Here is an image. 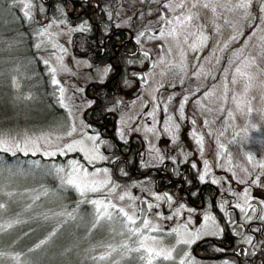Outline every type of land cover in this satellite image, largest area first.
Listing matches in <instances>:
<instances>
[{
  "label": "rangeland",
  "instance_id": "1",
  "mask_svg": "<svg viewBox=\"0 0 264 264\" xmlns=\"http://www.w3.org/2000/svg\"><path fill=\"white\" fill-rule=\"evenodd\" d=\"M144 1L118 0V15L122 25L117 26L121 28H127L126 24L132 19L136 26L142 25L143 19L147 18L146 13L144 17L137 13L143 6L148 11L149 18L157 17L156 20L149 19L145 23L146 31H141L144 32L143 36H136L141 37L138 43L142 57L133 64L134 67L146 69L144 75L136 74L138 80L140 79L139 89L129 100L117 101L111 107L109 115L115 123L117 122V133L119 135L123 133V140L132 138L141 140L143 146L139 153L141 168L158 166L166 157L169 158L170 164L176 167L185 164L186 161L192 167L195 164L194 171L198 172L199 181V176L207 170L208 175L203 182L207 181L218 186L220 190L218 203L224 213L236 210V214L226 216V220L232 224L237 221L238 227H235L234 232L240 236V245L249 247L248 239L252 235H249L248 231L243 232L239 226L248 225L254 217V211H250L249 207L252 202V199L250 200L252 192L254 190L264 192V167H261L264 165V55H262L264 40H257V35L254 38L253 32L250 31L255 24L253 20L258 12L257 9L260 8V0H253L249 8L252 15L248 19L240 20L236 27L233 26L236 23V13L220 7H216L214 12L209 7L208 10L212 12L209 15L203 7L204 0H201V4H196L195 8L192 6L194 0H185V7L177 8L175 11H170L164 6L168 0ZM234 1L236 0H232L233 4ZM176 2L178 3L179 0ZM11 3L17 4L20 10L32 40L31 49L37 52L38 58L46 65L50 84L56 88V100H59L58 104L64 109V114H55L49 107L45 108L42 105L40 100H48L47 96L42 97L36 91L37 81L35 79L31 81L25 76L26 69L19 70L26 63L19 60L20 65H17L12 52L8 51L10 62L7 51L0 48V63H9L1 70V72L5 71L0 82L2 101L0 102V133L5 134L12 145L19 143L21 148H24L26 141L29 142L25 150L13 148L9 152L39 155L47 159L78 153L82 160L90 165L103 161L104 159H96L89 162L85 153L77 150L67 151L63 155L59 152L64 145L82 139L84 144L91 148L93 142L87 137L98 136L95 146L98 147L101 156H106L99 130L90 129L84 121L83 114L91 104L89 99L85 98L89 95L87 92L85 94L88 82H101L108 73V67L77 58L70 48L71 36L78 31L83 22L69 21L66 12L62 9H55L53 13H48L45 20L40 21L33 3L32 18L29 19L24 15L27 11L24 5L28 0H14ZM68 11L70 13V9ZM189 11L197 14L191 23L187 25H177L175 21L173 24L167 23L169 19L187 15ZM5 14L7 12L4 10L2 15ZM261 14L262 25L264 13L260 11L258 15ZM161 16L164 17L163 20ZM209 16L214 18L210 19ZM173 27L177 30L175 38L170 36L160 38L161 30L167 32ZM45 28H47L46 34L39 36L38 33ZM243 29L249 31L243 34ZM201 32L208 37V40L203 47L193 51L190 45L197 40ZM253 58L255 64H250ZM21 59L26 58L21 57ZM28 59L29 57L26 60ZM33 61V58L30 59L28 65L34 73L37 72V67L34 66ZM45 61L48 63L46 64ZM238 67L242 72L251 74L254 79L249 82L245 77L237 75ZM50 68L56 69L55 74L49 71ZM16 72H20L21 75ZM194 73H200L199 78ZM53 75L60 82L59 85L52 83ZM233 79L235 83L232 82ZM173 87H176V90L174 89L173 94H169ZM60 88L64 89L63 99L67 107L62 106L60 102ZM49 94L53 96L54 93L49 91ZM176 95L178 97L174 99ZM21 100L23 103H20V108L18 107L16 112L13 102ZM249 108L252 109L251 112ZM72 124L75 125L76 131L69 137L66 131ZM194 132L204 138L203 151L196 142ZM50 152H56V155H48ZM249 156L252 157L251 160ZM68 162L60 161L56 165L50 161L39 164L36 162L29 168L18 170H7L0 164V193L14 195L20 202L23 214H28L37 221L39 218L33 216L36 210L39 213L44 211L51 214L47 216L48 221L66 217L64 219L66 222L61 227H64L62 237L67 248L58 252L61 256H68L70 253L71 256L79 257V262L83 264H112L113 260L120 261V264H144L135 259L138 253H131L128 257L113 253L112 258L106 261L93 259L104 253L105 248L101 245L118 246L125 240L132 244L136 237L128 239L126 235L120 234L124 232L120 218L93 227L94 207L87 212L73 213L70 219H67L69 214H60L63 196L58 188L59 183L63 185L61 176L70 170L71 161ZM56 167L65 168V173L57 174L54 170ZM95 170L97 169L88 172L92 173ZM99 170L101 171L97 176L90 178L110 179L109 174L105 176L103 169ZM48 174L54 177L51 179L57 181L56 187L47 183ZM213 180L217 182L213 183ZM115 185H117L115 191H110L113 187L112 183L102 192H90L87 195L102 194L100 198L95 199H108L118 207H124L129 213L135 211L138 224L143 219L150 220L153 226L160 229L157 232L147 233L158 238L157 246L175 247L174 259L164 261L166 264H180L181 259H185V264H232L223 259L199 260L192 255V247L197 241L220 236L221 231L213 234V230L203 229L205 215H212L208 208L193 211L181 207L182 205L173 207L167 195L153 192L142 182L133 183L126 189L119 188L118 184ZM67 188L80 195L74 188L70 186ZM245 190L250 197L247 204L241 199ZM124 193L129 195L124 200H120L119 197ZM156 197L161 199L157 200ZM37 199L40 201L39 207L35 206ZM237 204L244 205L246 211L237 208ZM149 205L152 207L149 208ZM2 211L0 209V212ZM216 224L221 230L220 225L217 222ZM173 229L177 232H173ZM191 237L196 238L190 245L177 243L180 239ZM252 248L254 246H250L249 250Z\"/></svg>",
  "mask_w": 264,
  "mask_h": 264
},
{
  "label": "trees",
  "instance_id": "2",
  "mask_svg": "<svg viewBox=\"0 0 264 264\" xmlns=\"http://www.w3.org/2000/svg\"><path fill=\"white\" fill-rule=\"evenodd\" d=\"M13 1L14 0H0V48L7 51V57L10 62L11 59L8 51L12 52V57L17 65H20L19 60L26 63V65L22 66L19 70L26 69L27 73L25 76L28 77V79H31V81L32 79L37 81V83H35L37 84L36 91L42 97L47 96L48 100H40L42 105L45 108L49 107L51 112L53 111L55 114L63 115L64 109L59 106V100H56V88L50 84L46 65L38 58L37 52L34 49H31L32 40L28 34L29 30L24 24L25 22H23L17 4L11 3ZM146 1L148 0H145L144 2ZM31 2L37 8V17L40 21L45 20L48 13H53L55 9H62L67 14V11L72 7L71 2L73 3L76 12L85 9L86 13L91 14V21L94 23H90L89 19L83 14L76 19H71L66 15L67 19L71 22L74 21L79 23L87 21V25L83 31H75L71 36L70 48L74 55L79 58H84L91 64L95 65H109L110 59L113 64L119 65L120 72L118 77L112 82V84L107 86L108 88L102 89L98 92L100 104L94 110L88 112V118L90 120L100 122L105 112L110 110L117 101L125 102L124 100H128V98L133 96V94L139 89L140 83V79L138 80L136 74L140 73L144 75L146 71L145 68H137L134 67L133 64L136 60L139 61L142 57L141 51L138 47L139 43L136 40V38L140 40V37L136 36L139 35L141 31H146L145 23H147L149 19L156 20L155 17L157 16L149 18L148 11H146L145 6H143V8L137 13V15L141 14L143 17L146 13L147 18L143 19V22L141 23L142 25L136 26L137 24L134 19L126 24L127 29L133 34H136L134 35L135 37H132L128 41L130 36L127 32L128 30H116V28L119 27L117 25L121 24L118 15V0H31ZM78 2H81L82 5L78 6ZM259 9H257L258 12H256L253 20L255 23L254 27L252 30L250 29V31L253 32V37L255 38L257 35V40L260 41L262 40L261 37H264V31H262V27L264 28V19L261 25L260 18L262 17V14L258 15V13H260ZM4 10L7 14L2 15ZM205 10L209 15L212 13L208 8H205ZM9 14H11V16ZM209 18L212 19L214 17L209 16ZM251 27L252 23L250 24V28ZM256 29L257 31H255ZM243 31L244 34L249 30L243 29ZM109 36H111V38ZM252 42L254 41L252 40ZM21 57H25L26 59L29 57V59L22 60ZM32 58L34 59V66L37 67V72L34 73L31 66L28 65ZM7 64L9 63H0V72ZM4 71L5 70L0 74V82L3 80ZM111 73H115V70L112 69V67H109L108 73L104 79L110 78L112 75ZM16 74L19 75L20 72H16ZM36 74L39 77H37ZM33 75H35V77H33ZM220 88H222L221 84ZM49 91L54 93L53 96L49 94ZM173 93L174 87L169 94ZM177 97L178 96L176 95L174 99H177ZM52 98L54 100H52ZM0 102L2 101L0 100ZM20 103H23L22 100L13 102V104H15L16 112H18L17 108H20ZM114 138L117 142L112 138L102 139L104 156L106 154L105 159L93 165L87 164L86 161L84 162L78 153H73L70 156H58L54 159H47L39 155H23L18 152L13 154L3 151H0V164L5 166L7 170H18L29 168L36 162L39 164L50 161L56 165V163H59L60 161L64 163L68 161H79L81 165L87 168V170L108 169L110 179L113 181V184H118L119 188L126 189L133 185V183L142 182L143 184L148 185L153 192L170 196L172 198L171 203L173 207L178 205L187 208L189 207L186 202H183L182 198L184 196L179 191H177L178 193L173 192L172 183L168 184V179L158 176V172L166 173L169 177L181 178L185 187L189 185V178L177 177V174H180L181 170L177 167H172L170 163H168L169 158L167 159L165 157V160L156 166V172L151 171L142 177L133 176L132 170H135L136 167L140 172L149 169V167L140 168L139 165L140 154L138 153V149L140 147V141L135 140L129 148L128 142H121L117 139L116 135H114ZM185 163L189 162L186 161ZM193 175L194 178L197 179L196 174ZM51 178L54 177L48 174L47 183L56 187L58 185L57 181ZM164 178L166 180H162ZM190 186H192V184ZM58 191L63 196V206L62 209H59L60 214L63 215H72L73 213L87 212L91 210L94 206L87 202L95 198H100L102 195L92 194L82 197L81 195L74 193L73 190L68 189L67 185H61L60 183ZM194 193H196V191ZM201 195L205 205H210L213 189L209 186H205ZM263 195L264 194L261 190H254V196L256 198L261 199L259 196L263 197ZM190 201L195 204L201 203L199 195H195ZM0 203L5 205L4 209H2L3 211L0 212V225L7 224L12 220L21 221L20 223L15 224L12 228L0 231V251L10 254L20 253L21 261L27 258L31 260L33 264H83L79 262V257L71 256L70 253L68 256H61L59 254L62 249L67 248L62 237L64 227H61L64 226L66 222L64 219H66V217L63 216L48 221L47 216L51 214L44 211L39 213L36 210L33 212V216L38 217L39 221L32 219L30 215L23 214L24 212L21 209L20 202L15 199L14 195L0 193ZM35 206H40V201L38 199L36 200ZM71 215H69L67 219H70ZM231 226L232 224L230 226L228 225V228L230 229ZM221 237L222 236L201 242L196 248L197 253L207 256H215L219 254L221 251L217 248L215 243L220 242ZM41 240H47V243L42 245L41 248L35 249V251H28L30 248H35V245ZM3 264H14V262L5 260ZM155 264L166 263L158 260Z\"/></svg>",
  "mask_w": 264,
  "mask_h": 264
},
{
  "label": "snow or ice",
  "instance_id": "3",
  "mask_svg": "<svg viewBox=\"0 0 264 264\" xmlns=\"http://www.w3.org/2000/svg\"><path fill=\"white\" fill-rule=\"evenodd\" d=\"M198 3H201V0H195V3H193L192 5L193 8H195L196 4ZM252 3H253V0H236L234 4L232 3V0H204L203 7L205 8L211 7L214 12L216 10V7H220L221 9H226L228 12L236 13L237 15L236 23L233 24V26L236 27V25L239 23L240 20L248 19L249 16L252 15L249 12V8L251 7ZM32 6L33 5H32L31 0H28V3L24 5L25 9H27L24 15L28 17L29 19L32 18V15H31ZM164 6L168 8L170 11H175L177 8L183 9L185 7V0H179L178 3L176 2V0H168V3L165 4ZM259 10L261 12H264V0H260ZM196 16H197L196 13H192L191 11H189L187 15L173 17L172 19H169L167 23L173 24V22L175 21L177 25H187L191 23L192 20ZM161 19L163 20L164 17L161 16ZM86 25H87V21L81 24L77 30L83 31ZM176 31L177 30L175 27H173L170 31H167V32H165L164 30H161L160 38H163L165 36H170V37L175 38ZM262 31H264V29H262ZM46 32H47V28L41 30L38 33V35L44 36ZM143 35H144V32L139 33V36H143ZM233 39H235V37H233ZM261 39L264 40V37H261ZM207 40H208V37L205 36L203 32H201L197 36V40L194 41L190 45V48L193 51H196L199 48L203 47ZM137 42H139V39H137ZM37 47H40V45H37ZM262 55H264V52H262ZM145 56H147V53H145ZM45 63L47 64L48 62L45 61ZM250 64H255V58L251 60ZM49 71L55 74L56 69L50 68ZM236 74L245 77L249 82L254 79V77L251 74L242 72L239 67L236 69ZM194 75H196L197 78H199L200 73H194ZM232 82L235 83L236 82L235 79H233ZM52 83L54 85H59L60 83L57 79H55L54 75H53ZM59 91L61 93L60 102L62 106L67 107L63 99L64 89L60 88ZM208 95H214V93H208ZM181 109H183V104H181ZM248 110L249 112L252 111L251 108H249ZM148 130L152 131V129H148ZM75 131H76L75 125L74 124L69 125V128L66 131V135L70 137ZM121 135H123V133H121ZM193 135L196 137V142L200 146L201 151H203V141H204L203 136L197 135L195 132L193 133ZM87 139L93 142V146L91 148H88V146L84 144V140L82 139V140L73 141L71 143L64 145L63 148L59 149L60 154L63 155L67 151L77 150V151L84 152L86 158L89 159V162L96 160V159H105V157L99 154L98 147L95 146V141L99 139V137L89 136L87 137ZM28 143H29L28 141L25 142L24 148H21V145L19 143L12 145L10 142V139L5 134L0 133V151L9 152V151H12L13 148H15L16 150L23 151L27 148ZM221 148H223V145H221ZM13 154L15 153L13 152ZM25 154H27V151H25ZM33 154H35V152H33ZM48 155H56V152H50L48 153ZM251 159L252 157L249 156V160ZM193 167L195 168L196 165L193 164ZM261 167H264V165H261ZM69 168L70 170L67 171L64 176H61L62 184L74 188L76 191L79 192V194L82 197L86 196L87 193H90V192H102L104 188H106L109 184L113 183L110 179L98 180V179L90 178V177L97 176L101 170L97 169L94 172L89 173L87 168L81 165L79 161H71L69 164ZM54 170L57 174L65 173V168L63 167H56ZM102 171L104 172L105 176H107L109 170L103 169ZM207 175H208V172L206 170L203 175L199 176L200 181L203 182L205 180V176ZM258 179L259 178H257V180ZM212 182L216 183L217 181L213 180ZM253 182L255 183L256 181H253ZM116 187L117 185L113 184V187L112 189H110V191H115ZM128 195H129L128 193H124L123 195L119 197V199L124 200L125 197ZM129 198L134 199L132 197H129ZM249 198L250 197H249L248 191L245 190L243 195L241 196V199H243L245 204H247ZM156 199L159 200L161 199V197H156ZM167 199L171 201L170 196H168ZM88 202L94 206L93 227L100 225L102 222L111 223L114 221V219L120 218V223L123 225V229H124V232L120 234L126 235L128 239H131L132 237H136V240H134L132 244H129L127 240H125V242L119 244L118 246H114L112 244L101 245L102 247L105 248L104 253L98 257H94L93 259L98 260V261L110 260L113 256V253H119L121 254L122 257H128L131 253H138L139 255L135 257V259H138L144 262V264H155V262L158 260L171 261L174 259L173 253L175 251V247H169V248L158 247L157 246L159 243L158 238L147 234V233L157 232L160 230L156 226H153L150 220L143 219L141 220L140 224H138L137 223L138 217L135 211L129 213L124 207H118L116 204L112 203L111 200H108V199H92ZM250 206L251 205H249V207ZM4 207L5 205L3 203H0V209H4ZM129 207H131V205H129ZM151 207L152 205H149V208ZM236 207L239 208L241 211H246L244 205L237 204ZM260 218L264 219V217H260ZM20 222L21 221L19 220H12L8 222L7 224L0 225V231H4L6 229L12 228L15 224H18ZM203 229L204 231L213 230V234H218L219 231H222L219 229V226L216 224L215 217L210 214H206L204 217ZM173 232H177V230L173 229ZM198 235L199 233L197 234V236ZM195 238L196 237L180 239L177 241V243L190 245L191 243L194 242ZM149 241H151V243H149ZM46 243H47V240H41L38 244L35 245V248H30L28 251L29 252L35 251V249L41 248V246ZM248 243H251V238L248 239ZM185 258H187V253H185ZM5 260H10L14 262V264H33V262L27 258L21 261L20 253L10 254L4 251H0V264H3ZM112 264H120V261L113 260ZM180 264H185V259H181Z\"/></svg>",
  "mask_w": 264,
  "mask_h": 264
},
{
  "label": "flooded vegetation",
  "instance_id": "4",
  "mask_svg": "<svg viewBox=\"0 0 264 264\" xmlns=\"http://www.w3.org/2000/svg\"><path fill=\"white\" fill-rule=\"evenodd\" d=\"M81 2L80 3L78 2L77 5L78 6L82 5ZM71 6L72 7L70 9V13H69V11H67V15L69 18L76 19L81 14H83L87 19H89L90 23H94L91 21V14L86 13L85 9H81L78 12H76L72 2H71ZM73 14H74V17H73ZM79 23H81V22H79ZM120 29L121 30H123V29L128 30L127 32L130 34L128 41L132 37H134L133 33L131 31H129V29L121 28V27L116 28V30H120ZM96 31H97V29H96ZM109 37L111 38V36H109ZM140 39H141V37H140ZM138 47H139V44H138ZM71 52L74 55L72 50H71ZM77 58H79V57H77ZM81 59H84V58H81ZM84 60H86V59H84ZM106 66L108 68L112 67V69L115 70V73H111L112 75L110 76V78L103 79L101 82L90 81V82H88L89 84H87V86L85 88L86 89L85 94L87 92L90 95V96L89 95L86 96L85 98L89 99V102H91V104L84 111V114H83L84 121L90 129L99 130V132H100L99 135L101 136L102 139L112 138L115 142H117L116 139L114 138V135H116L117 139H119L121 142H128L129 148H130V146H132V144L135 140H139L140 141V147L138 149V153H140V150L143 148V146H142L141 140L139 138H132L129 140L128 139L123 140L122 138H124V137L117 133V122L115 123V120H112L111 119L112 117H110V115H109V112L111 109L105 112V114L103 115V118L100 122H94L88 118V112L91 110H94L100 104L98 92H100V90H102V89L108 88L107 86L112 84V82L119 75L120 67H119V65L113 64L111 62V59L109 60V65H106ZM174 89L176 90V87H174ZM128 100H129V98H128ZM124 101H126V100H124ZM168 163H171V162H168ZM171 166L176 167L173 165H171ZM147 167H149V169H147L144 172L138 171L137 167H136L135 170L134 169L132 170V175L136 176V177L137 176L142 177L144 175H147L151 171L156 172V169H155L156 166H153V167L147 166ZM147 167H144V168H147ZM177 168L181 170V173L177 174V177L180 176V177H186V178L190 179V182H188L189 185L187 187H185V184L183 183L181 178H172V177H169L166 173H160V172H158V176L165 177L166 179H168V184L172 183L173 192L176 193L177 191H179L184 196L182 198L183 202L187 203V205L189 206L188 207L189 209H192L194 211H197V210L201 211V210L208 208L210 210V212L212 213V215L215 217L216 222L220 225L221 230H222L220 233V236H222L220 238V242L215 243L217 248L220 249L221 252L215 256H207V255L199 254L201 257H206V259H202V260L223 259V260H228L232 264H264V219L260 218L261 215H262V217H264V195H263V197L259 196L261 199H258L254 196V192H252V195L250 198V200L252 199L251 200L252 202L250 204L251 205L250 211H254V217L252 216L253 219L248 225L242 224L239 226V228H241L243 232L248 231L249 235H252V237H253V239H252V237H250L251 238L250 246H254L255 249L252 248L251 250H249L250 246L249 247H245V246L242 247L240 245V242H241L240 236L236 235L237 233L234 232L235 227H238L237 221H235V223L232 224L230 221L227 222V220H226V216L229 217L233 214H236V212H235L236 210L227 211L226 213H224L222 211L221 206L218 203L219 202V196H220V190H219L218 186L215 184H212L210 182H207V181L201 182L198 179L194 178L193 174H196V176H197L198 172L194 171V167L190 166L189 163H185V164H183ZM165 178L162 180H166ZM176 184H177V187H176ZM191 184H192V186H190ZM205 186H209L213 189V195H212L211 200H210V205L208 204V206L205 205V203L203 201V197L201 195V192L204 190ZM195 191H196V193H194ZM174 193H173V195H174ZM263 194H264V192H263ZM195 195H199V199L201 200L200 204H195V203H192L190 201V200H192V198ZM178 197H180V196H178ZM216 199H217V201H216ZM248 210H249V208H248ZM231 224H232V226L229 229L228 225L230 226ZM240 234H243V233H240ZM214 238H216V237H213V239ZM257 243L260 245H263V246L261 247Z\"/></svg>",
  "mask_w": 264,
  "mask_h": 264
},
{
  "label": "water",
  "instance_id": "5",
  "mask_svg": "<svg viewBox=\"0 0 264 264\" xmlns=\"http://www.w3.org/2000/svg\"><path fill=\"white\" fill-rule=\"evenodd\" d=\"M197 246V245H196ZM192 253L195 257L199 258V259H206V257H201L199 256L196 252H195V247L192 249Z\"/></svg>",
  "mask_w": 264,
  "mask_h": 264
}]
</instances>
